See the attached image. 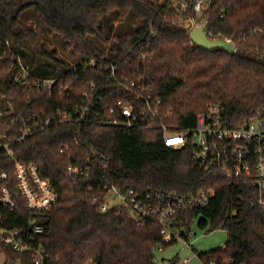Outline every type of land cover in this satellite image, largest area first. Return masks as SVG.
<instances>
[{
    "label": "trees",
    "instance_id": "1",
    "mask_svg": "<svg viewBox=\"0 0 264 264\" xmlns=\"http://www.w3.org/2000/svg\"><path fill=\"white\" fill-rule=\"evenodd\" d=\"M202 15L215 36L235 43V54L193 45L182 18L196 17L195 13L172 8L169 0H0V141H12L16 157L37 164L61 196L41 213L24 206L4 211L3 223L27 230L37 217L46 227L37 238L49 254L46 264H159L156 251L175 243L163 240L155 221L137 225L126 209L102 212L105 190L98 175H69L67 154L60 152L66 146H71L73 162L80 165L96 148L110 156L109 170L120 187L185 194L214 189L206 207L178 212L173 226L191 230L197 223L207 232L218 228L228 232L226 249L198 254L204 262L264 264V208L257 203L254 188L238 178L207 176L193 165L189 148L165 146L161 132L63 124L20 139L19 121L12 124L16 114L10 103L16 112L41 113L67 99L65 94L48 97L45 91L23 87L12 69L17 55L31 74L49 78L66 73L70 65L57 44L75 60L117 58L137 41L154 51L152 84L165 108L172 110L170 124L194 125L197 113L216 102L231 121L251 119L264 105V35L250 36L255 28L264 29V0H216ZM88 79L76 84L75 96ZM13 163L0 148V172L12 175ZM0 251L7 256L5 264L18 259L33 264L30 253H17L1 242Z\"/></svg>",
    "mask_w": 264,
    "mask_h": 264
},
{
    "label": "built area",
    "instance_id": "2",
    "mask_svg": "<svg viewBox=\"0 0 264 264\" xmlns=\"http://www.w3.org/2000/svg\"><path fill=\"white\" fill-rule=\"evenodd\" d=\"M215 1L169 0L172 8L181 12L191 9L195 13L196 17L182 18L191 32L197 26H206L209 38L224 39L215 36L209 30L210 21L202 18L203 9ZM250 33L253 37L264 35V29L255 28ZM151 37H155V33H151ZM153 54L149 44L137 41L122 56L79 57L70 61L66 73L49 78L31 74L29 65L17 55L12 69L15 79L23 87L45 91L48 97L65 94L67 98L50 112L41 113L16 112L10 103L9 108L16 114L12 124L16 119L20 123V139L63 124L110 126L127 133L159 131L165 146L181 150L189 148L193 165L207 176L238 178L250 184L255 190L257 203L264 208V105L251 119L234 122L227 117L222 104L210 103L197 113L194 125L170 124L168 118L172 110L165 108L163 98L155 93L152 84ZM81 74H84L83 79ZM90 74L92 78L88 79ZM86 78L81 93L75 96L76 84ZM12 144V141H0V148L5 149L14 161L12 175L6 170L0 172V242L17 253H30L33 264H46L49 259L46 247L37 243L38 236L46 230L45 225L33 217L27 230L9 228L3 223V212L11 213L24 206L31 212L41 213L55 205L61 196L51 180L42 175L37 164L25 163L16 157ZM70 147L60 149L67 154V173L78 178L98 175L105 190V199L99 206L102 212L126 209L137 225L146 220L155 221L165 242L183 241L193 250L189 242L192 229L177 228L173 226V220L180 211L206 207L215 194L214 189L185 194L154 188L139 192L128 185L120 187L109 170L110 156L96 148L80 165L73 162L74 153ZM221 249H226V244ZM197 256L193 253L180 264H190ZM204 263L245 264L233 260ZM12 264L23 263L18 259Z\"/></svg>",
    "mask_w": 264,
    "mask_h": 264
},
{
    "label": "rangeland",
    "instance_id": "3",
    "mask_svg": "<svg viewBox=\"0 0 264 264\" xmlns=\"http://www.w3.org/2000/svg\"><path fill=\"white\" fill-rule=\"evenodd\" d=\"M117 24V22L115 23ZM59 54L67 61H72L74 57L71 53L63 49L57 44ZM192 236L189 242L192 245V249H189L183 241H177L173 245L167 248L159 249L156 251V259L159 264H180L188 257H192L193 253H203L214 249L222 248L224 244L228 242V232L225 229L218 228L211 232H207L199 228L196 223L192 228ZM7 256L3 251H0V264L7 263ZM190 264H205L204 261L199 257H195Z\"/></svg>",
    "mask_w": 264,
    "mask_h": 264
},
{
    "label": "water",
    "instance_id": "4",
    "mask_svg": "<svg viewBox=\"0 0 264 264\" xmlns=\"http://www.w3.org/2000/svg\"><path fill=\"white\" fill-rule=\"evenodd\" d=\"M206 26H197L190 34L191 42L198 48L206 51H226L229 54H235L238 50L232 40L216 39L213 40L208 37Z\"/></svg>",
    "mask_w": 264,
    "mask_h": 264
}]
</instances>
